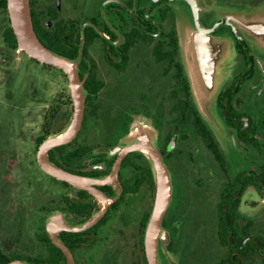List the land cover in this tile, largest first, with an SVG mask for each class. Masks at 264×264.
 Returning <instances> with one entry per match:
<instances>
[{
    "label": "flooded vegetation",
    "instance_id": "obj_1",
    "mask_svg": "<svg viewBox=\"0 0 264 264\" xmlns=\"http://www.w3.org/2000/svg\"><path fill=\"white\" fill-rule=\"evenodd\" d=\"M30 5L34 28L49 48L74 60L82 55L83 124L73 140L50 150L49 159L85 184L56 177L38 161L44 125L54 115L47 138L63 132L74 116L70 80L62 69L68 94L56 104L64 106L45 113L36 138L37 166L52 182L24 168L15 185L14 149L11 160H0V264H71L53 231L74 264H148L144 237L156 184L151 160L139 147L145 140L157 148L172 182L159 263L264 264V35L238 17L264 9V0ZM0 13L5 40L12 27L8 0L7 6L0 0ZM186 44L204 68L208 113L192 86ZM137 115L150 124L131 139ZM102 211L86 229L65 228H80ZM53 215L58 218L51 230ZM29 241L35 242V254H29ZM128 247L133 258H125Z\"/></svg>",
    "mask_w": 264,
    "mask_h": 264
},
{
    "label": "water",
    "instance_id": "obj_2",
    "mask_svg": "<svg viewBox=\"0 0 264 264\" xmlns=\"http://www.w3.org/2000/svg\"><path fill=\"white\" fill-rule=\"evenodd\" d=\"M8 10L10 13L12 28L15 32L18 41V51L21 55L24 51L28 55L38 61L49 64L63 69L70 80V87L74 102V116L69 126L59 134H53L48 136L41 143L38 150V161L41 167L48 173L67 180L73 184L84 186L85 178L80 175L67 171L66 169L58 166L49 159V152L54 147L69 142L75 138L78 131L82 127L85 107H86V94H85V80L80 78L78 72V66L81 61V56L74 60L59 52L49 48L38 36L32 20L30 0H8ZM261 13V14H260ZM241 14V15H239ZM239 21L242 23H251L255 28V32L259 36L264 35V9L257 11H244L238 13ZM190 44V43H189ZM189 46L186 44V52H188V68L190 71L192 86L199 101L200 106L204 112L208 113L210 108V99L207 87L203 84L202 75L204 73L203 65L198 61V55L192 53L189 54ZM141 149L147 150L153 173L155 176L156 184V197L154 205L151 211L150 218L146 225L144 247L148 260V264H160L159 263V237L165 234V230L162 225V220L165 212L170 204L172 197V182L171 176L157 150V148L150 141H143L139 144ZM103 211L99 215L93 217L86 224L80 228L68 227L69 230H83L93 225L102 216ZM58 216L53 215L48 226L51 228L55 225V221ZM54 240L62 246L67 253L71 264L73 262V256L69 248L60 243L55 236V231L52 232ZM7 264H30L25 260L17 259Z\"/></svg>",
    "mask_w": 264,
    "mask_h": 264
},
{
    "label": "rangeland",
    "instance_id": "obj_3",
    "mask_svg": "<svg viewBox=\"0 0 264 264\" xmlns=\"http://www.w3.org/2000/svg\"><path fill=\"white\" fill-rule=\"evenodd\" d=\"M5 23L0 13V155L4 156L0 160L5 161L6 157L11 160L14 149L12 178L15 185L21 183L24 168L51 183L50 177L37 166L36 138L41 136L45 113L53 111L57 105L64 106L56 103L68 94L67 78L63 77L62 69H46L27 53L20 55L18 49L10 48L3 36ZM66 107L65 111H70V107ZM148 124L141 115L135 116L131 139L136 133L147 130L144 125ZM19 188L15 187V195ZM29 247V254H35V242L29 241ZM133 253V248L128 247L125 258H133Z\"/></svg>",
    "mask_w": 264,
    "mask_h": 264
},
{
    "label": "trees",
    "instance_id": "obj_4",
    "mask_svg": "<svg viewBox=\"0 0 264 264\" xmlns=\"http://www.w3.org/2000/svg\"><path fill=\"white\" fill-rule=\"evenodd\" d=\"M3 3H4V6H7V0H3ZM5 41L13 49H16L18 47V41H17L16 35H15V32H14V30H13V28L11 26H10V28L5 33ZM53 123H54V115L52 116V120H51L50 124L44 125V127L47 128V133H46V135L41 136L39 138V142H41L44 138H46V136L48 134H51L52 132H54V129L53 130L51 129L53 127Z\"/></svg>",
    "mask_w": 264,
    "mask_h": 264
},
{
    "label": "bare ground",
    "instance_id": "obj_5",
    "mask_svg": "<svg viewBox=\"0 0 264 264\" xmlns=\"http://www.w3.org/2000/svg\"><path fill=\"white\" fill-rule=\"evenodd\" d=\"M142 150H144L146 153H148L146 149L143 148Z\"/></svg>",
    "mask_w": 264,
    "mask_h": 264
}]
</instances>
